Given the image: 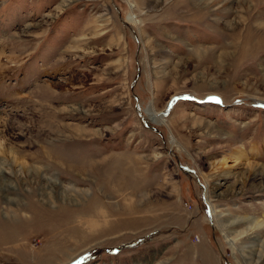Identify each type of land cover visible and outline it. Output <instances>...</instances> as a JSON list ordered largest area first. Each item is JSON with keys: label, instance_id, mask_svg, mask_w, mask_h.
Instances as JSON below:
<instances>
[{"label": "rangeland", "instance_id": "1", "mask_svg": "<svg viewBox=\"0 0 264 264\" xmlns=\"http://www.w3.org/2000/svg\"><path fill=\"white\" fill-rule=\"evenodd\" d=\"M0 150V264H264V0H0Z\"/></svg>", "mask_w": 264, "mask_h": 264}, {"label": "bare ground", "instance_id": "2", "mask_svg": "<svg viewBox=\"0 0 264 264\" xmlns=\"http://www.w3.org/2000/svg\"><path fill=\"white\" fill-rule=\"evenodd\" d=\"M131 2H133V1H131ZM131 2H129V4L131 3ZM127 17H128V21H133V23L136 21V16L132 13V15L130 14L129 16L127 15ZM167 107H166V109L164 110V111H162V112H158L157 110H156V108H155V102H153L152 103V105L150 104V106L147 108V110H146V112H147V115H148V118H150L151 119V121L152 122H158V123H162V122H165V115H166V113L168 112V111H170L171 110V108H172V104H171V102H169L167 105H166ZM171 136H173V135H171ZM174 139V138H173ZM7 150V149H6ZM9 150H10V153H11V149L9 148ZM1 151V150H0ZM2 153V152H1ZM47 153V152H46ZM3 154H4V152H3ZM47 155V157H48V159H52L53 157H52V155H49L48 153L46 154ZM246 155V153H245V151H242V150H238L237 151V153H236V159L237 160H235V162L237 163V162H239V160H238V158H240L241 156L243 157V156H245ZM31 156V155H30ZM35 156V155H34ZM46 157V156H45ZM56 158H58V157H56ZM62 158V157H61ZM61 158L59 159V160H61ZM11 159V158H10ZM62 160H63V158H62ZM7 160H5V161H3V162H1L0 161V190H3V192L4 191H6L7 189L10 191H12V192H14L13 190H15V188L13 187V185H12V182L11 181H13L14 179L16 180H19V182H21V183H23V182H25V183H28L27 181L29 180L30 181V179H36L37 177H39V179L41 178H43V177H41V169H38L37 167H35V166H32V165H30V164H26V162H21L20 163V171H22V173L24 174V176H22L21 178H20V174H15V172H14V170L13 169H11L12 168V165H14V164H17V162H19V159L18 158H16V156L15 157H13L12 156V160H10V161H8V162H12L11 164H9L10 165V167L9 168H5V166L7 167V165H5L4 163L6 162ZM23 161V160H22ZM56 161V160H55ZM54 161V162H55ZM7 162V163H8ZM52 162V161H51ZM63 162H64V160H63ZM56 163V162H55ZM54 163V164H55ZM58 163H60V162H58ZM63 164V163H62ZM48 165L46 164V167H47ZM45 167V166H44ZM69 169H75L74 168V166H67ZM66 167V168H67ZM14 168V167H13ZM48 168H49V166H48ZM10 169V170H9ZM260 172L261 173H263L264 174V168H261L260 169ZM261 173H259V172H256V173H254V175H253V178H252V180L255 178H257V176H258V181L260 182V187H261V189L259 190V191H263L264 190V176H263V174H261ZM7 175H8V178H7ZM6 176V178H3V179H1L2 177H5ZM44 179L46 180V182L48 183V186H45L44 187V189H43V193L42 194H46L47 193V195L48 196H50L51 194H53V191H54V188H56V186H58L57 185V181L56 180H51L50 178H47V177H44ZM251 180V181H252ZM15 182V181H14ZM32 183V182H31ZM12 185V186H11ZM256 186H254L253 188H255ZM257 187H259V186H257ZM30 190H26V193L28 194L27 196L28 197H30L33 193V191H32V187L30 186ZM2 192V191H1ZM12 192H10L9 194H13ZM16 193V192H15ZM11 195H5L4 196V199H5V202H6V205H7V208H9V209H13L14 211H16L17 209H22L24 206H23V204L20 202V200L16 197V196H11ZM215 197H221V195L220 194H215L214 195ZM53 197H54V195H53ZM222 197H224V196H222ZM217 223H218V225H219V222H218V220H217ZM232 225V224H231ZM233 225H235V224H233ZM263 228H264V226H262ZM261 227V228H262ZM251 231L253 230V229H250ZM256 237H258L257 239V242L259 243L258 245H255V252H261L262 250H264V237L262 238V236H257V235H255ZM225 237H226V239H227V241H229V243L235 248L236 247V244L234 243V239L233 238H231L230 236H229V234L227 235V234H225ZM258 246H259V249H258ZM262 257H260V258H258V259H261ZM260 261V260H259Z\"/></svg>", "mask_w": 264, "mask_h": 264}, {"label": "water", "instance_id": "3", "mask_svg": "<svg viewBox=\"0 0 264 264\" xmlns=\"http://www.w3.org/2000/svg\"><path fill=\"white\" fill-rule=\"evenodd\" d=\"M146 122H147V121H145V119L143 118V123H144V125L147 126V127H150V128H152V129H154L152 126L148 125V123H146Z\"/></svg>", "mask_w": 264, "mask_h": 264}, {"label": "crops", "instance_id": "4", "mask_svg": "<svg viewBox=\"0 0 264 264\" xmlns=\"http://www.w3.org/2000/svg\"><path fill=\"white\" fill-rule=\"evenodd\" d=\"M8 1V0H7ZM109 2H110V0H108V4H109ZM10 4V3H9ZM8 4V5H9ZM14 9V8H13ZM111 9V8H110ZM2 11H3V9H1ZM45 59H47L48 60V57H45L44 55H42Z\"/></svg>", "mask_w": 264, "mask_h": 264}]
</instances>
